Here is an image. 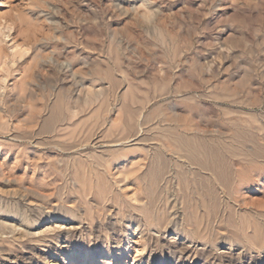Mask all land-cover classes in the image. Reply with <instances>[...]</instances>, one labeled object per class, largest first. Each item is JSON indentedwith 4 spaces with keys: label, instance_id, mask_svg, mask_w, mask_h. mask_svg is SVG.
<instances>
[{
    "label": "rangeland",
    "instance_id": "1",
    "mask_svg": "<svg viewBox=\"0 0 264 264\" xmlns=\"http://www.w3.org/2000/svg\"><path fill=\"white\" fill-rule=\"evenodd\" d=\"M0 264H264V0H0Z\"/></svg>",
    "mask_w": 264,
    "mask_h": 264
}]
</instances>
